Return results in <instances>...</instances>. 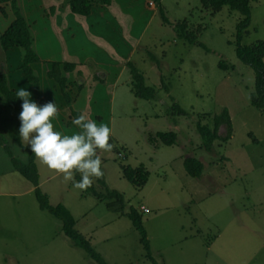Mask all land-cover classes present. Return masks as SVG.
<instances>
[{
  "label": "rangeland",
  "instance_id": "1",
  "mask_svg": "<svg viewBox=\"0 0 264 264\" xmlns=\"http://www.w3.org/2000/svg\"><path fill=\"white\" fill-rule=\"evenodd\" d=\"M17 1L40 58L32 69L41 96L22 68L26 50L2 44L16 18L11 2L2 0L0 75L38 104L55 102L59 131L78 130L74 111L111 128V149L98 151L109 189L125 196L124 212L110 210L109 200L90 187L75 188L37 158L41 192L69 208L96 251L109 264H264V115L251 102L256 72L237 53L241 12L229 6L215 11L203 0H93L94 13L85 17L70 10L72 0ZM251 8L243 45L264 41V0H251ZM184 21L196 43L178 35L176 25ZM58 61L78 67L66 73L83 86L82 93L71 86L72 106L49 75ZM132 67L158 89L156 99L135 94ZM226 108L233 134L206 150L198 124L213 127ZM20 112L0 95L6 141L0 143V264H100L66 235L62 220L41 208L37 187L16 170L13 157L27 164L31 155L11 134ZM158 132H176L178 143L157 147L150 136ZM227 133L223 126L220 134ZM188 156L204 163L200 178L187 172ZM125 165L145 166L148 183L137 188L124 176ZM92 184L104 192L98 178ZM132 207L142 214L151 251L127 214Z\"/></svg>",
  "mask_w": 264,
  "mask_h": 264
},
{
  "label": "trees",
  "instance_id": "2",
  "mask_svg": "<svg viewBox=\"0 0 264 264\" xmlns=\"http://www.w3.org/2000/svg\"><path fill=\"white\" fill-rule=\"evenodd\" d=\"M3 2H11L16 14L15 20L7 28L2 35V44L5 49L10 50L16 47H22L26 50V56L24 58L22 68L26 71V74L30 81L35 84L36 90L41 96V89L39 85V78L34 75L32 64L40 61L37 53L33 49V36L31 32V26L27 19L23 16L21 8L18 6L17 0H2ZM105 4H111L112 0H103ZM203 4L206 8H211L215 11L221 10L224 6H229L234 10L241 12L243 18L239 24L238 32V45L237 53L239 58L251 66L256 72V88L251 95V102L258 107L264 115V41H259L251 45H243V35L251 23L252 20V8L251 0H203ZM55 11V7L52 8ZM70 9L73 13L89 16L94 9L93 0H72L70 2ZM166 22H170L164 11H161ZM178 35L190 43H196V32L190 29V25L187 21H184L176 25ZM133 66V65H132ZM221 67L224 69L230 68L225 62L221 63ZM133 68L134 74V92L137 96L154 100L158 97V89L149 86L146 83L145 76L136 68ZM77 69V64L70 62H54L49 75L53 78L57 85L60 87L66 101L70 106L73 104V97L70 93L72 85H79L80 91L83 86L76 82H70L66 73H72ZM16 90L10 87L8 78L6 75H0V95H4L11 106L15 109L22 111V99L16 96ZM181 113H186L181 108ZM81 112L74 111L75 117L80 115ZM215 125L212 127L208 124L199 123L198 132L202 137V146L206 150H211L214 143L217 140H228L233 134V121L229 109H224L221 114L215 116ZM225 126L227 128V135L220 134L221 128ZM20 125L14 129L11 134L17 141L21 142L19 136ZM4 136L0 134V143H5ZM150 141L159 147L162 143L166 145H175L178 143V134L176 132H158L155 135L150 136ZM97 155L99 151L97 150ZM13 156V155H12ZM13 163L18 172L28 178L36 187L37 196L40 202V206L44 210H48L54 216L62 220L64 231L68 237H70L76 246L83 248L87 253L100 264H109L103 256L96 251L92 246L91 241L88 240L82 233L76 229V219L72 212L64 204L53 205L50 202V198L47 194L41 192L40 185V171L37 163V157L31 152L30 162L23 163L20 159L13 157ZM185 168L187 172L194 178H200L205 170L204 163L195 156H188L185 158ZM103 171V167H102ZM124 176L131 181L137 188H143L149 181V171L145 166L133 168L129 165L123 166ZM81 179V176H79ZM98 182L103 186L104 192L100 193L93 188V184L90 186L94 190V194L99 198H106L108 201V208L112 211L124 212L126 207V200L124 194L118 190L109 189L104 175L98 178ZM132 219L134 225L142 233V241L146 248L151 251L150 240L143 224L142 214L134 207L127 213Z\"/></svg>",
  "mask_w": 264,
  "mask_h": 264
},
{
  "label": "clouds",
  "instance_id": "3",
  "mask_svg": "<svg viewBox=\"0 0 264 264\" xmlns=\"http://www.w3.org/2000/svg\"><path fill=\"white\" fill-rule=\"evenodd\" d=\"M15 94L23 101L19 114L21 142L43 165L63 174L66 182L72 181L80 190H86L94 178L103 176L97 150L111 149V128L107 124H97L81 113L72 121L78 130L68 134L57 130L53 122L59 115L55 102L38 104L27 89H19ZM75 173L80 174L79 181L75 180Z\"/></svg>",
  "mask_w": 264,
  "mask_h": 264
},
{
  "label": "crops",
  "instance_id": "4",
  "mask_svg": "<svg viewBox=\"0 0 264 264\" xmlns=\"http://www.w3.org/2000/svg\"><path fill=\"white\" fill-rule=\"evenodd\" d=\"M71 10V9H70ZM93 13H94V9H93V12H92V14L91 15H93ZM74 14H76V13H74ZM76 15H80V14H76ZM91 15H89V16H85V17H90ZM81 16H84V15H81ZM77 69H78V67H77ZM76 69V70H77ZM70 81H71V78L69 79ZM81 93H82V91H81Z\"/></svg>",
  "mask_w": 264,
  "mask_h": 264
},
{
  "label": "built area",
  "instance_id": "5",
  "mask_svg": "<svg viewBox=\"0 0 264 264\" xmlns=\"http://www.w3.org/2000/svg\"><path fill=\"white\" fill-rule=\"evenodd\" d=\"M144 210L147 211V208L144 207Z\"/></svg>",
  "mask_w": 264,
  "mask_h": 264
}]
</instances>
